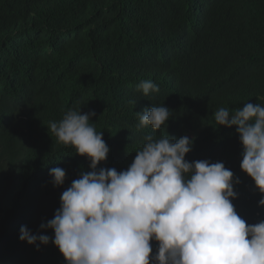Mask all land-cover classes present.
<instances>
[{"label":"trees","instance_id":"obj_1","mask_svg":"<svg viewBox=\"0 0 264 264\" xmlns=\"http://www.w3.org/2000/svg\"><path fill=\"white\" fill-rule=\"evenodd\" d=\"M148 79L159 92L144 96L138 85ZM248 102L264 105V0H0V238L8 242L0 241V262L65 264L51 239L37 250L19 234L26 226L54 237L41 224L90 171L48 132L69 109L95 112L91 122L110 149L99 167L118 172L146 134L195 136L186 160L224 163L240 181L238 215L264 220L261 195L240 168L235 127L214 122L220 107ZM153 105L170 110L167 125L138 130L136 113ZM55 167L66 172L61 187L52 184Z\"/></svg>","mask_w":264,"mask_h":264},{"label":"clouds","instance_id":"obj_2","mask_svg":"<svg viewBox=\"0 0 264 264\" xmlns=\"http://www.w3.org/2000/svg\"><path fill=\"white\" fill-rule=\"evenodd\" d=\"M138 91L148 96L159 88L148 79L139 83ZM142 109L136 113L138 130L159 132L171 116L164 105ZM95 115L69 109L59 122L49 123L56 142L86 158L90 171L72 181L54 217L41 224L54 237L22 226V242L38 250L51 239L65 264H264V220L248 224L238 215L233 201L238 198L234 185L240 181L224 163L186 160L195 136L146 134L132 163L118 172L99 167L110 149L103 131L91 122ZM214 122L235 127L243 149L241 171L254 182L264 207V105L220 107ZM50 176L53 186L61 187L66 172L55 167ZM0 241L6 248V237Z\"/></svg>","mask_w":264,"mask_h":264}]
</instances>
